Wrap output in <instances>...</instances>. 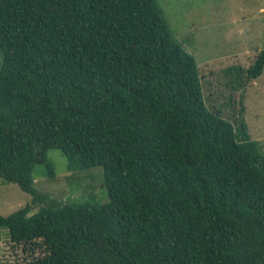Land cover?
Listing matches in <instances>:
<instances>
[{
  "label": "trees",
  "instance_id": "16d2710c",
  "mask_svg": "<svg viewBox=\"0 0 264 264\" xmlns=\"http://www.w3.org/2000/svg\"><path fill=\"white\" fill-rule=\"evenodd\" d=\"M0 50V177L39 203L0 230L42 251L4 264H264L260 143L206 105L156 0H0ZM50 148L101 165L108 200L39 191Z\"/></svg>",
  "mask_w": 264,
  "mask_h": 264
},
{
  "label": "rangeland",
  "instance_id": "374dc122",
  "mask_svg": "<svg viewBox=\"0 0 264 264\" xmlns=\"http://www.w3.org/2000/svg\"><path fill=\"white\" fill-rule=\"evenodd\" d=\"M169 30L182 48L191 53L199 68L204 101L232 123L244 121L251 139L264 153V67L255 78L246 69L264 47V0H156ZM3 55L0 50V67ZM55 173L47 175L44 163H35L34 185L59 200L99 203L108 200L101 165L68 170L60 149L46 152ZM31 204V195L17 183L0 177V214ZM23 251L11 242L6 229L0 230V264L15 263L41 255Z\"/></svg>",
  "mask_w": 264,
  "mask_h": 264
}]
</instances>
